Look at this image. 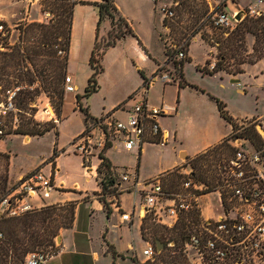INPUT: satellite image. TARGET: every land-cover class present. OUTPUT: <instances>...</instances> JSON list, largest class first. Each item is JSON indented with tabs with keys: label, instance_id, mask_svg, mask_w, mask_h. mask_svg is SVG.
I'll list each match as a JSON object with an SVG mask.
<instances>
[{
	"label": "rangeland",
	"instance_id": "1",
	"mask_svg": "<svg viewBox=\"0 0 264 264\" xmlns=\"http://www.w3.org/2000/svg\"><path fill=\"white\" fill-rule=\"evenodd\" d=\"M11 1L10 3L8 0H0V14L9 18L21 14L28 15L24 4L22 2L17 3L21 0ZM49 1L52 0H37L36 6L34 7L35 15L30 17V20L38 19L41 20L40 23L48 24L42 14L46 11L50 12L51 5ZM249 1L250 0H239L237 1L238 3H230L225 9L231 14L234 10L240 9L241 5L245 7ZM27 4L30 5L29 2ZM159 7L158 5V10ZM222 7L223 4L221 0H180V5L174 9V19L164 21L170 30L163 27V17L160 12L157 13V29L161 31L163 42L161 43L159 41V34L156 32L155 36L157 41L153 43L151 51L155 54L156 59L160 61L158 64L165 60L166 63L163 67L167 71L175 70L173 62L169 61L164 55V53L167 52L165 48L167 47L170 50L171 45L181 46L183 43H187V56L189 57L190 47H193L194 61L192 59L191 62L185 63L183 73L188 86L195 87V90L193 91L190 88H186L181 91L187 99L186 104L184 102L183 108L186 110L185 112L188 116L187 122L184 125V133L187 140H185L184 146L188 148L192 147L194 139L202 137L204 130H206L209 136L211 135V140L214 139L218 133L225 130L229 131L227 123L220 117L216 101L226 106V111L232 118L237 117L244 119L248 117L247 119L237 121L239 125L250 127V125L253 124L256 128L261 126L262 129H264L263 40L258 41L254 35L246 34L244 39L238 43L241 47L239 48V52L235 54V57H230L229 60L222 63L226 71L216 77H206L200 74L195 67V63H201L203 61L204 55L208 57L207 62H216V64L222 62L221 56L224 51L222 49V44L219 46V43L223 42V40L225 41L229 34L216 29L212 24L213 15L215 12L222 9ZM23 8L24 12H22ZM31 23H24L25 25L22 24L13 29L9 28L10 34L8 38L4 39V36H0V45L8 43L10 46H13L16 44L19 40V29ZM73 31L72 29V38L69 48L70 58L68 57L67 71L71 72L76 77L75 82L80 87V96H83L89 81L86 75L90 72L91 77L93 70L88 64H85V58H80L78 42L75 37L73 38ZM131 42L132 39L129 38L126 47H118L109 51L101 62L104 72L97 79L99 92L87 100L90 114L99 120L124 108L129 111L135 103L142 101L145 97L143 82L138 74L140 57L137 56L136 48H131ZM85 53L86 55H91V52H87V48L85 49L84 47L82 54L85 55ZM158 64L148 57L145 65H142L148 80L153 76L151 71H159V67H157ZM67 76H69L68 73ZM178 77L176 73V78L178 79ZM231 77L234 80H239L240 83H232ZM164 85L165 84L161 80L157 81L155 84H150L148 97L150 95V98L159 100L164 96L170 102L179 101V96L177 95L178 87L175 85L167 86L164 92ZM240 90L244 92H240ZM128 93H133L134 96L125 98ZM7 101V92L2 93L0 90V104L6 103ZM49 101L50 104H52L51 107L49 106ZM13 105L14 110L5 115L4 120L8 128L3 140L0 141V154H5L10 157L9 187L12 189L11 193L20 186L23 179L29 178L37 171L42 169L45 173H48L50 171V166L52 169L55 168L54 162H50L54 156L58 158L61 156L62 175L66 177V183L72 185L73 181L80 182L77 177L81 168L80 157L76 156V154H81L79 152L73 153L76 147L73 146V144L85 145L86 151L81 156H83V160H85V165L90 166L89 161L92 156L97 155L99 149L101 150L103 148V146L101 147L99 145L101 142H104L105 136H103L102 130L97 127L95 128V133H93V129L90 133V137H94L92 142H90L89 136H85L83 139L79 140V137L85 131L84 116L72 103V100L66 102L65 99L63 104L64 109L60 117L55 108V101L47 95H43L38 99L35 105L36 107L32 105L30 110L24 112L18 111L15 101H13ZM47 107L51 113L49 115L43 113ZM257 114L258 116H255ZM252 115L255 117L251 118L250 116ZM28 120H32L34 123L40 125L38 126L39 129L48 125L56 126L58 136L55 130L43 136H34L31 139V136L28 135H15L14 132L19 128L21 122L23 123ZM110 120L112 121V119ZM193 120H195V123ZM238 134L239 132L234 134V136L236 137ZM235 139L237 138L233 137L225 143L230 145V141H234ZM134 140H136V137H134ZM125 144V138H123L121 142H116L115 146L108 152V158L113 166L118 168L120 174L126 171L131 174L132 185L135 183L137 171L140 172L139 181H145L149 175H158L160 169L168 167L176 160V154L170 149L173 148L172 146L164 147L156 144H144L140 154L139 145H136L132 152H127ZM244 146V149H247L249 144L244 142ZM143 148L148 149L147 153ZM67 154H69V156H67ZM190 170H192V168L188 159L185 165L179 169V173L184 177L185 175L183 174ZM20 175H23V177L19 180L18 177ZM160 180L161 182H165L166 190H177V178L174 177V174H167L160 177ZM134 198V191L123 193L120 197L121 209L124 210L127 206H132ZM45 200L47 201V199ZM45 200L33 198L31 202L34 206H39L43 205ZM84 200L85 199H83V201ZM208 200H210L209 205L211 206V209L207 212L208 216L218 217L223 214V209L220 206L217 193H213L207 197L206 201ZM98 204L102 205L98 200L82 203L80 206V214L84 217H88L89 214L92 215L91 210H95ZM112 206L116 207L115 205ZM47 207H42L37 210ZM131 209L132 208H130L129 211H131ZM139 212L140 209L138 208L137 213ZM65 213V210L58 211V214L65 215ZM96 219L98 225L107 226L109 228V239L118 243V249H123L126 243H122L119 235L121 213L114 210L113 214L109 215V217L106 214H99L98 216L95 215V220ZM147 224L149 225V234L152 236L153 243L159 240L166 245L169 241L175 240L178 246L181 247L184 241L183 237L185 238L188 232L187 223L184 219L175 227H168L153 222L150 217ZM174 228H178L179 230L177 229L174 231ZM180 230L183 233L182 237L178 236V231ZM49 249L50 247H40L37 250L47 251ZM170 259L174 260L175 263L176 260L165 251L156 262L149 264H170ZM130 263L131 262L128 261L126 264Z\"/></svg>",
	"mask_w": 264,
	"mask_h": 264
},
{
	"label": "built area",
	"instance_id": "2",
	"mask_svg": "<svg viewBox=\"0 0 264 264\" xmlns=\"http://www.w3.org/2000/svg\"><path fill=\"white\" fill-rule=\"evenodd\" d=\"M34 1L37 0H28L29 4ZM237 1L239 0H221L223 7L213 15V26L229 34L237 29L240 22L249 18L260 22L264 30V0H250L245 7L241 5L240 9L231 14L227 12L225 8L230 3H238ZM155 2L160 6L163 22L174 19V9L180 5V0ZM239 14L241 19L238 21ZM43 16L47 22L52 19L48 11ZM165 29L170 30L168 27ZM2 32L4 27L0 25V33ZM170 49L176 52L177 61L186 60L187 43L181 46L171 45ZM59 55H63V52H59ZM216 66V62L210 63L209 69L213 70ZM159 80L164 84L175 82V71H167L162 66L148 81L147 86L150 87V84ZM64 90L66 94L76 91L72 77H66ZM143 90L144 99L134 105L126 121H111L109 118L100 120V124L108 127L119 142L125 138V149L128 151L139 145L141 152L148 141L166 146L170 140L169 134L162 132L159 119L169 115L172 109L168 106H151L146 101L148 90ZM18 91L19 88L7 91L8 101L0 104V138L7 132L4 118L14 110L13 101ZM37 102L38 100L32 105L35 106ZM49 106H52L50 101ZM43 113L51 114L48 107ZM243 142L242 139L230 141V146L236 149V153L229 162L218 166L219 179L211 191H208L209 187L205 183L196 179L192 170L183 174L185 176L182 183L174 192L166 190L160 178L152 179L146 184L143 198L147 217L168 227H175L182 219L187 223L188 232L181 247L176 249V244L172 241L164 244L163 250L176 260L174 264H264V146L257 149L249 145L244 149ZM99 145L102 147L103 143ZM73 146H76L75 153L83 155L86 151L85 145ZM55 176L56 173L50 166L48 173L41 169L23 179L20 186L0 202V217H21L37 211L39 206H34L31 200L49 199L54 190ZM122 180L130 181L128 172L122 176ZM213 193L218 194L223 209V214L218 217L204 213L205 208L211 209L210 200L206 201V198ZM193 216L196 217L195 221L192 220ZM122 217L125 221L131 220L129 214H123ZM162 251H158L156 243H150L143 251V264L153 263ZM55 252L56 247H50L47 251L30 252L24 264H44Z\"/></svg>",
	"mask_w": 264,
	"mask_h": 264
},
{
	"label": "trees",
	"instance_id": "3",
	"mask_svg": "<svg viewBox=\"0 0 264 264\" xmlns=\"http://www.w3.org/2000/svg\"><path fill=\"white\" fill-rule=\"evenodd\" d=\"M49 3L51 5L50 12L53 15L51 22L49 21L48 24L36 22L27 24L24 28L19 29L20 35L16 44L13 46L8 43L0 45V90L2 93H6L19 88L14 98L19 112L30 110L36 100L43 95H47L55 101V108L60 117L66 98L64 82L67 77L71 29L76 3L72 0H52ZM95 7L98 11L99 20L97 24V39L89 62L93 74L88 81L83 96L77 97L79 103L82 99H89L99 92L97 79L104 72L101 62L106 52L116 47L127 36L137 38L129 23L120 14L116 6V0H101L100 3L95 4ZM107 22L110 24V29L105 37L100 38L101 27ZM0 25L4 27V32L0 33V36H4V39L8 38L10 30L7 25L2 21H0ZM163 26L164 28L167 27L165 22H163ZM246 34L254 35L258 41H264L262 24L246 18L239 23L235 31L229 33L225 41L218 42L219 46L222 44L224 51L221 56L222 62H219L213 70L209 69L210 62H206L204 67L197 68L198 71L209 76L225 72L226 70H224L222 63L229 60L230 57H235L241 47L238 43L244 39ZM160 40L163 42L162 35H160ZM165 49L167 50L165 52L167 59L174 64L175 75L177 73L179 76V86L181 88L188 86L183 78V68L185 63L192 61L191 58L187 56L186 60L177 61L176 52L169 50L167 47ZM59 52H63V55H59ZM139 72L144 79L143 88L149 90L147 86L148 79L142 71ZM216 102L221 117L232 126L233 133L223 143L195 158L189 159L194 176L198 181L205 183L209 187L208 191L212 190L219 179L218 166L223 162H229L236 153V149L226 144V141L234 137L242 139L257 149L264 146V140L256 126H253V124L250 127L239 125L228 114L226 106L219 101ZM80 111L84 114L86 128L79 140L85 136L90 137L91 131L97 127L102 130L105 136L103 148L99 149L97 154L100 161L97 168V181L100 192L96 193L95 196L102 203L107 214L110 215L111 205L118 207L119 198L125 191V187L122 185L124 183L122 176L127 171L120 174L107 157V152L115 146L119 139L112 131H109L108 127L101 125L99 119L90 114L89 107H84L80 104ZM38 126L40 125L32 120L21 122L14 134L34 137L43 136L55 130L58 136L56 126L48 125L40 129ZM237 132L239 134L235 137L234 134ZM0 140L2 141L3 138H0ZM146 144L155 143L148 141ZM56 158L57 156H54L50 162H54ZM9 161L10 157L8 155L0 154V202L12 191L11 187H9ZM83 161L85 164V160ZM168 174H174V177L177 178L176 188L178 189L183 179L179 169H175ZM162 184L165 187V182H162ZM77 205V202H69L64 205H55L37 210L21 217L10 218L3 216L0 218V234H2V238H0V264H23L25 257L30 252H34L40 247L55 248L56 240L60 236L61 231L69 230L73 227ZM60 210H65V215L58 214ZM192 220L195 221L196 217L193 216ZM177 229L174 228V231ZM178 234L181 237L183 235L181 230L178 231ZM183 239L185 238L183 237ZM171 241L175 242V248L178 249L177 241ZM163 252L165 250L160 253L159 257ZM156 261L157 259L154 262ZM170 264H174V260L170 259Z\"/></svg>",
	"mask_w": 264,
	"mask_h": 264
},
{
	"label": "crops",
	"instance_id": "4",
	"mask_svg": "<svg viewBox=\"0 0 264 264\" xmlns=\"http://www.w3.org/2000/svg\"><path fill=\"white\" fill-rule=\"evenodd\" d=\"M8 1H10V3L12 2L11 0ZM27 1L28 0H21L18 1L17 3L22 2L24 4V7L26 8L28 15L21 14L9 18L5 15L0 14V21L4 22L7 25L8 29L9 28L13 29L15 27L17 28L22 24L25 25L24 23H31V22L35 23V21L36 23L41 22V20L38 19L30 20V17L35 15L34 7L36 6V1L30 3V5L27 4L28 3ZM72 1L76 3L74 8L73 23H72V29L74 30L73 38L75 37L76 41L78 42V48L80 50V58L81 59L85 58V64H88L90 66L89 62L91 55H86V53L84 55L82 53L84 47L85 49L87 48V52L89 51L91 52V54L94 49L95 42L97 39V24L99 20L98 11L97 8L95 7V4L100 3L101 0H72ZM116 6L120 14L129 23L131 30L134 32L137 38L133 36H127L116 47L109 49L104 55V57L109 53V51L115 48L126 47L128 39L129 38L132 39L130 46L131 48H136L137 56L140 57L139 63L141 65L139 64L138 74L143 82V87H144V79L139 72L142 71L146 77V72L143 70L142 65L143 66L145 65L148 57H150L151 60H154V62H157V64L158 62H160L158 61V59H156L153 51H151L153 43L157 41L155 36L156 32H158L159 41L161 42L160 40L161 31L157 29V21H156L157 13L159 12L158 4L155 2V0H116ZM29 9L31 10V12ZM22 12H24V8L22 9ZM72 29H71V38H72ZM109 29H110V24L107 22L103 25V27H101V30L99 32L100 38L105 37ZM192 51H193V47L191 46L189 50V57L191 58V60L193 59V55H194ZM68 57L70 58V55ZM104 57L102 61L104 60ZM207 60L208 57L204 55L203 61L201 63H195L196 69L198 67H204L206 65ZM165 63L166 61L164 60V62L159 63L157 67L161 68L163 65H165ZM151 72L153 73L152 75L154 76L157 71L153 70ZM67 73L70 77H72L73 85L75 84L74 87L76 91L74 93L66 94V98H65L66 102L72 100V103L79 110H80V104H82L84 107H88L87 106L88 99H82L80 103L77 101V97L80 96V87L75 82L76 77L69 71H67ZM199 73L204 75L201 72ZM219 74H223V73H219ZM219 74H216L214 76H209V75H204V76L213 78L218 76ZM86 78L89 80L90 72L87 73ZM183 78L185 80V77ZM233 80L234 79L232 78L231 80L232 83ZM179 81L180 80L178 78L175 82L170 84H165L163 86L164 92L166 91L167 86L170 85L177 86L178 87L177 95L179 96V101L170 102L164 96L162 97V99L159 100L150 98V95L149 97L148 95L146 97V101L151 106H155V107L168 106L172 109L169 115L161 117L159 119V126L163 133L167 132L169 134L170 136L169 143L164 147L167 146L173 147L170 149L176 154V160L173 161L168 167L160 169L158 171V175H154V176L149 175L145 179V181H139L140 172L137 171L135 183L133 185L131 183L132 182L131 174H129L130 181L124 182L122 184L125 187L124 190L127 191V192L124 191V193H129L132 191L135 192V198L133 204L132 206H127V208L124 209L125 210L124 211L121 209L120 198H119L118 207H113L111 205L110 215L113 214L114 210H117L118 212L121 213L119 235H120V240H122V243H126L125 247L123 249L122 248L118 249L117 247L118 243L114 240L109 239V231H110L109 228L107 226L98 225L97 219L95 220V215L97 216L99 214L108 215L103 205L98 204L95 210L94 209L91 210L92 215L89 214L88 217H84L82 214H80L81 204L88 203L90 201H97L95 194L100 192V187L97 181V177H98L97 168L100 163L98 159V155L92 156V158L89 161L90 166H86L84 164L83 157L79 154H76V156L80 157L81 168H80V173L77 176L80 182L73 181L72 185H68L65 181L66 177L62 175L63 169L60 162L61 159L60 156L59 158L57 157L56 160L54 161L55 168H53V170L54 173H56L53 182L54 190L52 191L50 198L47 199V201L45 200V202L43 201L44 204L39 205V208L58 205V204L64 205L72 201L77 202L78 205L76 209V218L73 227L69 230L61 231L59 236L60 242L59 244L56 243L55 254L44 264H126L128 261L131 262L130 264H136V263L143 264L145 262L143 251L148 247L150 243H153L152 236H150L151 234H149L148 231L150 230L149 225L147 224L149 221V217H147V213L144 206V198H143V192L146 189V184L152 179L160 178L162 176L167 175L168 173H170L175 169H180L185 165L188 159L195 158L196 156L206 152L207 150L221 144L223 141L228 139L233 133L232 126L227 121H225L220 115V117L227 123L229 127V131L225 130L223 132H220L216 135L214 139L211 140V135L209 136L206 130H204L201 138H196L193 140L194 144H192L191 148L185 147L184 144L187 140L185 137L186 135L184 133V129H185L184 125L187 122L188 116L185 112L186 110H184L183 108V105L184 102L186 104L187 99L185 98L184 93H181V91H183L186 88H190L191 90L194 91L195 88L189 86L181 88L179 86ZM240 92H244V91L240 90ZM131 96H134V94L128 93L125 98H130ZM133 107L129 111H127L124 108L119 111L113 112L106 118H110L112 120L114 119V120L126 121ZM255 116H258V114ZM255 116L252 115L250 117L252 118ZM247 118L248 117H245L244 119ZM83 119L85 124V117ZM233 119L236 121L244 120L242 118H237V117H234ZM193 121L195 123V120ZM93 133H95V130ZM31 138L33 137H30V139ZM89 140L90 142H92L94 140V137L92 138L89 137ZM242 144H244V142ZM149 145H154V144H149ZM126 151L132 152L133 150L131 151L126 150ZM144 151H146L147 153L148 149H144ZM108 152H107V157H108ZM73 153L75 154V152ZM67 156H69V154H67ZM116 170L118 171V168H116ZM22 177L23 175H20L18 179L20 180ZM83 199L85 200L83 201ZM130 208H132L131 211H129ZM138 208L140 209L139 213H137ZM208 210H209L208 208L204 209V213L206 215H208L207 213ZM123 214L131 215V220L125 221L122 217Z\"/></svg>",
	"mask_w": 264,
	"mask_h": 264
},
{
	"label": "water",
	"instance_id": "5",
	"mask_svg": "<svg viewBox=\"0 0 264 264\" xmlns=\"http://www.w3.org/2000/svg\"><path fill=\"white\" fill-rule=\"evenodd\" d=\"M240 19H241V14H239L237 16V20L239 21ZM233 83H239V80H233ZM257 129H258L260 135L262 136V138L264 139V130L262 129V127L258 126ZM59 242H60V237H58L57 240H56L57 244H59ZM156 246H157L158 251H162L164 249L165 245L163 243H161L159 240H157L156 241Z\"/></svg>",
	"mask_w": 264,
	"mask_h": 264
}]
</instances>
